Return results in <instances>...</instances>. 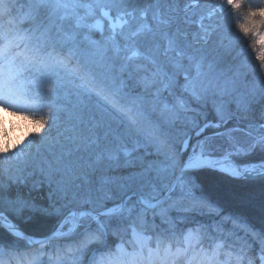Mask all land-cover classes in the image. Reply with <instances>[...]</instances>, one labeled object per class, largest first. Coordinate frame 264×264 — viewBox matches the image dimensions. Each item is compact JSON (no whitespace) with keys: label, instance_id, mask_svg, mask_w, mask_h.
<instances>
[{"label":"snow or ice","instance_id":"snow-or-ice-1","mask_svg":"<svg viewBox=\"0 0 264 264\" xmlns=\"http://www.w3.org/2000/svg\"><path fill=\"white\" fill-rule=\"evenodd\" d=\"M217 177L245 182L229 203L260 227ZM37 248L264 264V0H0V264Z\"/></svg>","mask_w":264,"mask_h":264},{"label":"trees","instance_id":"trees-1","mask_svg":"<svg viewBox=\"0 0 264 264\" xmlns=\"http://www.w3.org/2000/svg\"><path fill=\"white\" fill-rule=\"evenodd\" d=\"M215 185L219 189V200L224 205L225 212L232 213L239 211L241 214H243L250 223H252L257 228L260 227L261 223V212L258 205L256 206H240L237 208L236 205L229 203L231 197L230 193L234 189H239L242 187H245V182L243 181H234L227 177H217V179L214 181ZM30 185L28 186H22L21 191L27 196L30 194L31 198L36 200L37 203L46 202L47 197V188L46 187H37L35 189H31ZM27 190V192L24 191ZM196 219L201 221V223L207 224V220L205 218H202V216H196ZM54 224V221L50 220H40L38 222H34L33 224L25 225L24 227L30 234H37V235H46L48 231L52 228ZM187 225V222L184 224H181L180 227H185ZM208 225V224H207ZM31 251V250H30ZM23 255L26 256L25 252L19 253L20 260L24 259L25 257H22ZM56 258H61L65 260V262L68 261V257L62 254L55 253ZM61 256V257H60ZM47 258L46 255H43V261L45 262V259ZM14 263V260H11V264ZM19 264V263H18Z\"/></svg>","mask_w":264,"mask_h":264},{"label":"rangeland","instance_id":"rangeland-1","mask_svg":"<svg viewBox=\"0 0 264 264\" xmlns=\"http://www.w3.org/2000/svg\"><path fill=\"white\" fill-rule=\"evenodd\" d=\"M28 0H17V7H20L21 5H25L27 4ZM208 0H205V3H207ZM255 2H259V0H255ZM52 83L49 82L48 83V87H52ZM208 111V119L209 120H213L215 118V113L213 112L211 105L208 106L207 108ZM22 133H17V135H21ZM31 186V185H30ZM31 188H29L30 190ZM25 192H27V190L24 189ZM32 191V190H31ZM41 203H46V202H42L40 200ZM204 218V217H203ZM224 224L226 226H224ZM207 225V224H206ZM208 227H210L211 229L217 231L218 235H224V236H229L230 235V230L233 228V224L231 222H229L228 220L225 219L223 225H218L217 223H213L212 221L207 225ZM28 252V251H27ZM33 253H37V251L33 252L29 251L28 253H26V256L24 259L20 260V256L19 254H16L12 260H14L13 264H67V262H65V260L63 259H59L56 258V255L54 252H52L51 250H49L48 252H46L45 254L42 255H38L36 258H34ZM59 254V253H57ZM43 255H46L47 258L45 259V262L43 261ZM85 259H88L87 256H85ZM222 260H227L226 256L221 257Z\"/></svg>","mask_w":264,"mask_h":264},{"label":"bare ground","instance_id":"bare-ground-1","mask_svg":"<svg viewBox=\"0 0 264 264\" xmlns=\"http://www.w3.org/2000/svg\"><path fill=\"white\" fill-rule=\"evenodd\" d=\"M203 217L207 220V221H206L207 224H209V223L211 222V220H209L208 217H206V216H202V218H203ZM224 226H226V225L224 224ZM183 227H184V226H183ZM33 235H35V234H33ZM35 236H42V235H37V234H36ZM31 251H32V250H31ZM35 251H37V253H38V248L35 249V250H33V252H35ZM28 252H29V251H28ZM28 252L26 251L25 254L28 253ZM22 257H25V255H23Z\"/></svg>","mask_w":264,"mask_h":264}]
</instances>
